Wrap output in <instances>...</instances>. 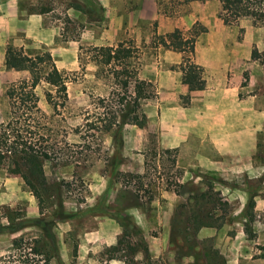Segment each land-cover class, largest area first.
Wrapping results in <instances>:
<instances>
[{"label": "rangeland", "instance_id": "374dc122", "mask_svg": "<svg viewBox=\"0 0 264 264\" xmlns=\"http://www.w3.org/2000/svg\"><path fill=\"white\" fill-rule=\"evenodd\" d=\"M104 1L0 0L2 29H11L15 19H34L38 27L36 41L17 33L8 35L7 45L31 55L48 52L68 79L65 99L44 83L35 88L38 122L24 124L31 140L54 157L43 163L45 202L39 203L16 170L0 161V256L13 253L14 239L40 237L38 225L46 221L55 236L50 264H264V25L241 18L219 33L217 0L203 7L195 1L156 0L158 17L140 18L132 29L126 11L138 0H111L117 12ZM175 27L185 37L195 35L194 46L201 39L196 58L218 38L226 41L228 95L225 106L211 113L227 124L215 129L220 139H210L201 120L189 131L207 134L206 139L160 138L164 122L176 119L183 126L186 118H208L206 101L218 87L214 81L191 101L183 54L156 39ZM207 29L208 36L200 38ZM121 41L138 48L129 67L153 85V94L141 105L144 126L123 124L119 139L117 126L105 131L98 120L109 113L120 89L93 48ZM195 66L202 69L205 87L206 78L215 80ZM0 81L4 124L10 119L4 95L10 83ZM40 125L44 138L34 139ZM250 213L252 236L243 228ZM195 219L212 225L198 227ZM13 254V260L23 259Z\"/></svg>", "mask_w": 264, "mask_h": 264}, {"label": "trees", "instance_id": "16d2710c", "mask_svg": "<svg viewBox=\"0 0 264 264\" xmlns=\"http://www.w3.org/2000/svg\"><path fill=\"white\" fill-rule=\"evenodd\" d=\"M191 1L206 0H176L177 4ZM217 1L220 3L218 18L224 25H237L241 18H248L252 26L264 25V0ZM195 38V35L185 37L177 28L164 35H158L156 38L157 43L161 46L183 54L182 62L188 67L189 74L187 78L188 92L200 91L205 88L202 69L195 66L190 58L194 52ZM93 50L98 56V59H96L98 63L110 66L112 76L116 79L120 89V92L116 93V98L112 105H109L108 116L104 113L98 116V120L102 123L104 122L102 125L103 129L109 131L112 126H117L115 130L118 135L120 126L123 124H133L139 128L143 127L145 116L141 111V105L144 100L153 94V85L149 81L139 79L136 76V69H130L129 67V60L138 56V48L130 41H121L115 46H98L94 47ZM186 53H189V55H185ZM4 66L7 70H27L29 78L10 83L4 91V95L9 101L10 119L4 124L0 123V161H7L16 170L24 185L37 201L42 204L45 202L43 194L47 190V179L43 172V163L45 161H53L54 157L46 149H43L41 145H38L36 141L31 140L33 138L29 135L28 128H25L24 124L25 122H28V124L33 121L38 122L39 117L36 116L38 99L35 95V88L39 84L44 83L54 90V96H61L65 99L68 79L63 72L56 68L48 52L29 55L21 48H15L9 44L5 50ZM131 83H133V87L130 90ZM48 96L51 97L49 93ZM185 98L186 103H188V95ZM103 101L102 99L100 104L105 107ZM53 105L56 107L58 103L54 102ZM101 115L103 116L100 117ZM28 124L27 126H29ZM39 129L40 131L37 132V137H34V139L44 138V134L41 131L43 126L40 125ZM178 186L179 188H184L183 184ZM174 192L176 194L180 193L179 190ZM201 198H206V194H202ZM208 200L220 199H212L209 196ZM222 205L226 206V201H222ZM248 208L250 210L253 208L251 201L248 204ZM195 220L198 227L212 225V223ZM252 222L253 214L250 213L247 215V221L243 223L244 232L248 236H252ZM38 226L42 232L40 237L29 241H23L22 238H18L11 243L13 253H16V256L19 257L23 256V259L16 258L13 260L14 254L9 253L6 256H0V262L3 261L9 264V262H16L17 260L19 264H50L52 252L55 249V236L50 223L45 221ZM120 244L121 241H117L116 246ZM130 249L134 250V247ZM21 251H24L23 255L22 253H17ZM143 251L144 257L147 258L148 250L146 246ZM28 254H31V258H28ZM109 258L113 257L110 256Z\"/></svg>", "mask_w": 264, "mask_h": 264}, {"label": "crops", "instance_id": "0c3cea01", "mask_svg": "<svg viewBox=\"0 0 264 264\" xmlns=\"http://www.w3.org/2000/svg\"><path fill=\"white\" fill-rule=\"evenodd\" d=\"M111 0H105L104 5L108 7L109 11H116L117 7L110 2ZM198 5V7H203L206 5H209V2H212L211 0L206 1H195ZM218 2V1H217ZM219 3V2H218ZM205 4V5H204ZM138 6L136 8H132V6L127 8L126 15H127V23L131 26L132 29H134L136 20L143 18V19H155L158 17V9L156 5V0H138ZM220 6V3H219ZM135 7V6H134ZM204 11V10H203ZM202 11V12H203ZM205 12H203L204 14ZM2 13L0 12V15ZM12 14H14L12 12ZM219 22L218 25V32L223 33L224 31L229 29V26H226L222 23L220 19H218ZM2 18L0 17V80H2L3 85H6L7 83L17 82L22 79H28L29 78V72L27 70H7L4 66V55L5 50L7 46V39L8 35L11 34H17V33H25L26 38H30L32 40H37L36 38V30H38V27L34 21V19H29L25 23L22 22V20L15 19L13 21V27L11 29H2ZM232 27V26H231ZM176 28V27H175ZM173 28V29H175ZM208 28V27H207ZM172 29V30H173ZM178 29V28H177ZM171 30V31H172ZM164 31V30H163ZM167 33L171 32L169 29L166 30ZM208 29L207 32L204 33L200 38H204L208 36ZM166 34V32H165ZM201 41V39H200ZM196 42V45L194 46V56H193V63L195 65H198L204 69H207L208 72L215 78V80H207L206 78V87L203 90L200 91H192L191 94V101L193 102V95L195 94H201L203 91L209 89L211 87V84L216 82L213 90V97L207 99V107L206 110H211L210 114H208V118L203 117V119H198L196 117H193L191 121H188V118H186L183 126L178 125V120L175 119L174 123H166L160 124L159 130H160V138L161 139H206L207 134L199 135L198 132H195L196 134H193L189 131V129H192L194 125H196V122L205 121L204 125L209 132L210 139H220L221 136L218 132H215V129L218 127L222 128L226 126L225 122L222 119H216V117H211V113L213 114L216 112L214 111L215 107H218L222 109V107L225 106L226 103V97L225 95H228V88L226 84V77H224L223 72L225 71V68L227 66V63L224 60L225 55L229 52V49H226V41L224 42L222 39L218 38L216 41H214V45H211V47L207 48L203 51H201L202 58H196L199 57V48L198 44L199 42ZM238 44V42H236ZM19 46H21L19 44ZM25 52V51H24ZM234 52V51H233ZM26 53V52H25ZM28 54V53H27ZM232 54V52H231ZM31 55V54H29ZM238 59L235 60V63L238 65ZM3 74V75H2ZM17 80V81H16ZM205 80V79H204ZM0 87H1V81H0ZM5 87V86H4ZM188 91V90H187ZM197 96V95H195ZM217 109V110H218ZM214 111V112H213ZM210 118V120H209ZM194 124V125H193ZM212 126L214 129L212 131H209V128L211 129ZM188 127V131H186L185 128ZM186 131V132H185ZM224 133V138H225ZM223 138V139H224ZM162 252V251H161ZM111 264H122L118 262H114ZM228 264H239L238 261L235 263L233 261H230Z\"/></svg>", "mask_w": 264, "mask_h": 264}]
</instances>
